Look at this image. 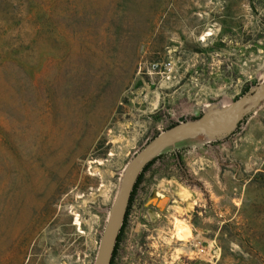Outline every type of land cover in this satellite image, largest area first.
I'll list each match as a JSON object with an SVG mask.
<instances>
[{
  "label": "rangeland",
  "instance_id": "rangeland-1",
  "mask_svg": "<svg viewBox=\"0 0 264 264\" xmlns=\"http://www.w3.org/2000/svg\"><path fill=\"white\" fill-rule=\"evenodd\" d=\"M261 82L264 0H0V264H94L137 152ZM130 208L156 236L128 264L162 241L168 264H264V102L160 154Z\"/></svg>",
  "mask_w": 264,
  "mask_h": 264
},
{
  "label": "water",
  "instance_id": "water-1",
  "mask_svg": "<svg viewBox=\"0 0 264 264\" xmlns=\"http://www.w3.org/2000/svg\"><path fill=\"white\" fill-rule=\"evenodd\" d=\"M264 102V82L251 87L248 92L226 106L213 104L194 112V119L186 116L147 143L126 165L102 233L94 264H111L118 234L124 222L133 187L144 168L160 154L177 144L203 140L205 143L228 138L244 118ZM155 197L152 192L144 204L148 207Z\"/></svg>",
  "mask_w": 264,
  "mask_h": 264
},
{
  "label": "flooded vegetation",
  "instance_id": "flooded-vegetation-1",
  "mask_svg": "<svg viewBox=\"0 0 264 264\" xmlns=\"http://www.w3.org/2000/svg\"><path fill=\"white\" fill-rule=\"evenodd\" d=\"M131 212L132 211L130 208L124 218V222L122 224V227L120 229L117 238L115 258L120 262V264H128V260L132 259L130 257H133L134 261L140 260V258L137 257L136 252L139 250H143V247H145L146 244L143 243V241L148 238L155 240V236H156V235L146 236L143 235L141 231H137L132 234L131 229L128 225V216L131 214ZM153 229L156 231L158 229V226H156V228ZM157 238L160 237L157 236ZM162 239H165V236H162ZM151 245L154 246L153 242H151ZM179 245L180 244H177L176 246L179 247ZM172 250L176 251V249H172ZM143 253L144 251L141 254ZM149 254L152 256V258L149 260L150 261L149 264H168L171 259V247L169 246L168 242L165 243L164 241H162V243L158 246V249L153 250Z\"/></svg>",
  "mask_w": 264,
  "mask_h": 264
},
{
  "label": "trees",
  "instance_id": "trees-1",
  "mask_svg": "<svg viewBox=\"0 0 264 264\" xmlns=\"http://www.w3.org/2000/svg\"><path fill=\"white\" fill-rule=\"evenodd\" d=\"M156 159H157V158H155V159L153 160V162L156 161ZM153 162H150V163L144 168V170L142 171V173L139 175V177H138V179H137V181H136V183H135V185H134V187H133V190H132V193H131V196H130V199H129V203H128V207H127L126 214L128 213V210H129L130 207H131V204H132V201H133V197H134V195H135V191H136V189H137V185L139 184V182H140V180H141L143 174L147 171V169L151 166V164H152ZM125 216H126V215H125ZM115 250H116V246H115ZM115 250H114L113 258H114V256H115ZM113 258H112V262H113ZM112 262H111V264H112Z\"/></svg>",
  "mask_w": 264,
  "mask_h": 264
},
{
  "label": "built area",
  "instance_id": "built-area-1",
  "mask_svg": "<svg viewBox=\"0 0 264 264\" xmlns=\"http://www.w3.org/2000/svg\"><path fill=\"white\" fill-rule=\"evenodd\" d=\"M153 67L157 68L158 67V64H154ZM161 67H162V71L164 74H166L167 76L170 75L172 73V63L170 61H167V62H164L161 64Z\"/></svg>",
  "mask_w": 264,
  "mask_h": 264
}]
</instances>
